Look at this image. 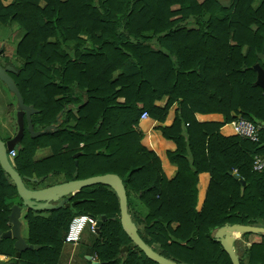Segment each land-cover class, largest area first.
Listing matches in <instances>:
<instances>
[{
  "label": "trees",
  "instance_id": "trees-1",
  "mask_svg": "<svg viewBox=\"0 0 264 264\" xmlns=\"http://www.w3.org/2000/svg\"><path fill=\"white\" fill-rule=\"evenodd\" d=\"M0 26L22 31L15 55L8 61L1 53L0 60L14 68L8 76L36 111L32 130L55 127L31 138L23 122L14 148L18 175L56 183L72 181L75 171L76 180L115 175L148 248L175 264H231L217 229L264 226V171L251 167L254 157H264V93L255 69L264 71V0L227 6L221 0H0ZM163 98L164 107H157ZM173 104L171 126L159 128L175 145L167 159L176 174L167 180L135 127L144 112L162 123ZM195 114H219L224 124L239 114L261 126L259 140L224 137L221 124L198 123ZM16 130L0 117L3 144ZM39 149L49 155L35 160ZM200 173L209 183L196 211ZM130 197L143 214L130 211ZM13 204L20 201L0 167L2 231ZM43 213L23 215L24 241L39 248L17 252L12 240H0L6 258L0 264H58L78 216L104 218L91 246L98 264H155L123 232L118 199L106 186L83 188L62 208ZM258 236L240 252L234 244L240 264H264V235Z\"/></svg>",
  "mask_w": 264,
  "mask_h": 264
},
{
  "label": "water",
  "instance_id": "water-1",
  "mask_svg": "<svg viewBox=\"0 0 264 264\" xmlns=\"http://www.w3.org/2000/svg\"><path fill=\"white\" fill-rule=\"evenodd\" d=\"M2 50L0 49V55ZM257 71L256 84L261 88L264 93V71L260 68H255ZM9 73H15V70L10 65H0V81L6 86L7 90L12 93L15 97L16 108H15V122H16V133L15 135L3 144L0 140V167L4 174L11 181L15 187L17 198L20 201L19 204H13L10 207L9 214L7 216V226L8 230H0V240H12L13 248L17 252H23L25 250H37L38 246L27 245L24 239L20 235L21 228V216L22 211L25 210L31 212H48L53 210H58L62 208L68 200L73 197L77 192L83 188H87L93 185H103L108 187L116 195L118 199L119 207V221L121 228L125 235L128 237L130 242L137 247L144 256L155 264H175L165 258L159 256L150 248H148L142 240L137 235L136 227L131 220L130 216L127 213V201L124 191V187L119 180V178L112 174H106L101 176H95L83 180H76L77 172H74L73 180L64 182L61 184L52 185L42 189L30 190L25 187L23 180H28L26 178L21 179L17 172L13 169L11 164L7 159V153L14 150L15 146L19 143L22 138L24 125L23 122H26V131L31 138H35L42 134L47 133L55 129L54 126H49L43 129L42 131H33L30 123V117L36 113V111L30 107L23 104L22 98L11 80L8 76ZM264 127V123L262 124ZM78 154L74 155L73 158L74 166L76 167L77 162L76 158ZM44 178L32 179V183H40ZM238 183L241 186H244V182L239 180ZM104 218L95 222V233L100 227V224ZM236 234H263L264 228L262 227H249L241 225H232V226H223L217 229L215 237L219 240L222 249L227 254L231 264H240L236 251L234 249V243L236 241ZM88 261L91 264H98L97 261H91V258L88 257ZM10 264V263H7Z\"/></svg>",
  "mask_w": 264,
  "mask_h": 264
},
{
  "label": "crops",
  "instance_id": "crops-1",
  "mask_svg": "<svg viewBox=\"0 0 264 264\" xmlns=\"http://www.w3.org/2000/svg\"><path fill=\"white\" fill-rule=\"evenodd\" d=\"M4 42H0V44H3ZM2 50V56L3 58L8 57V51L7 49ZM15 53V51H14ZM12 58V57H10ZM3 83L0 81V94L2 92ZM4 94V93H3ZM6 97L8 95H5ZM4 97L0 95V117H6L9 123H11L10 118L13 116L15 119V109L12 102H4ZM166 103V98H163L159 102L156 103V106L159 108H163ZM176 105L173 104L171 108L168 110L167 115L162 123H159L153 119H151L148 115V117L144 120H139L137 126L135 127V130L140 133L141 135V145L148 151L153 152L157 158L159 159V162L161 164L162 172L167 180H171L174 178L176 174V167L169 163L167 159V154L174 152L175 145L172 141L166 140L162 137L161 132L159 131L160 127H169L171 126L176 113ZM12 111L10 112V110ZM234 117V115H232ZM195 120L198 123H218L221 124V128L219 129V133L224 137H230L233 136L232 126L231 123L224 124L223 117L219 114H195ZM12 124V123H11ZM16 126L15 124H13ZM39 150H47L48 154L43 156L46 157L49 155L48 149H39ZM37 150V151H39ZM36 151V152H37ZM40 159V158H38ZM47 180H49L51 183L48 185H44L45 188L56 184L64 183L61 181L60 183H56V181L53 178H46L43 180V183H45ZM42 183V184H43ZM209 183V175L207 173H200L197 176V184H196V207L195 210L199 211L202 203L205 198L206 189ZM37 188V187H36ZM128 206L130 208L131 212H140L143 214L145 210L141 207L139 202L136 198L130 197L128 200ZM25 213V210L22 211V215ZM21 220V219H20ZM22 224V223H21ZM88 228L90 234H92V237L86 238L88 235H84L85 228ZM173 228L176 227L175 224L172 225ZM256 227H262L260 225H256ZM236 241L234 244L238 245V251H242L244 247H249L252 243H258L260 238L258 235H250L247 239L241 237L242 235L236 234ZM95 240V232H92L90 227L85 226L80 234L79 241L74 245H68L64 244L61 250V254L65 258V264H86L84 261H88V257L91 258V261H95V256L91 252V246ZM235 249V248H234ZM67 257V260H66ZM77 258V259H76ZM83 258L84 261L81 259ZM6 262V258L0 256V263ZM89 262V261H88ZM243 262L245 263L246 260L243 258Z\"/></svg>",
  "mask_w": 264,
  "mask_h": 264
},
{
  "label": "built area",
  "instance_id": "built-area-1",
  "mask_svg": "<svg viewBox=\"0 0 264 264\" xmlns=\"http://www.w3.org/2000/svg\"><path fill=\"white\" fill-rule=\"evenodd\" d=\"M148 116L144 112L141 114L139 120H144ZM233 136H237L241 139L247 140L252 143H257L259 140V133L261 130L260 125L251 124L250 122L243 119L239 114L234 115V119L231 122ZM16 155L14 150L7 153V159L13 167V159ZM252 171L260 172L264 171V157H254L252 161ZM95 222L88 216H78L71 220L68 230L64 235V244L74 245L79 241V237L82 229L85 226H89L91 231H95Z\"/></svg>",
  "mask_w": 264,
  "mask_h": 264
},
{
  "label": "rangeland",
  "instance_id": "rangeland-1",
  "mask_svg": "<svg viewBox=\"0 0 264 264\" xmlns=\"http://www.w3.org/2000/svg\"><path fill=\"white\" fill-rule=\"evenodd\" d=\"M198 1H201V0H198ZM222 1V4L227 6L229 5L230 1L231 0H221ZM22 35V31L19 30L18 28H16V26H12V27H3V26H0V42H4L3 44H0V47H2L3 49H7L8 51V54L6 57V59L9 61L11 60L10 57H13L15 55L14 51H15V46H16V43L18 42V40L20 39ZM2 87V92L4 93H1L0 95L3 96L5 99H4V102L7 100L9 102H12V104L14 105V109L16 108V101H15V97L12 93H10L6 86L3 84ZM5 95H8L7 97ZM12 111V109L10 110V112ZM10 121L13 124H15V119L14 117L12 116L10 118ZM15 126V125H14ZM48 154V151L47 150H39L35 153V157L34 159H38V158H43V156L47 155ZM51 182L49 180H47L45 183L43 184H39L37 185L36 187L37 188H40V187H44V185H48L50 184ZM24 215V214H23ZM23 215L21 216V228H20V235L21 237L24 239L26 237V224L23 220ZM41 216H46L45 215V212L43 214H41ZM89 227V226H88ZM84 235H88L86 238H91L92 237V234H90L88 228L86 227L85 230H84ZM77 259V258H76ZM66 260H67V257H66ZM82 261L83 258L81 259ZM85 263H87L88 261H84ZM65 258L63 255H60V258H59V262L58 264H65Z\"/></svg>",
  "mask_w": 264,
  "mask_h": 264
},
{
  "label": "flooded vegetation",
  "instance_id": "flooded-vegetation-1",
  "mask_svg": "<svg viewBox=\"0 0 264 264\" xmlns=\"http://www.w3.org/2000/svg\"><path fill=\"white\" fill-rule=\"evenodd\" d=\"M0 59H1V58H0ZM0 65H1V66H4V65H7V64L5 63V61L0 60ZM17 174H18V173H17ZM20 178H21V179H24L23 177H20ZM26 179H28V180H23V183H24V185H25L26 188H28V189H30V190L42 189V188H36V186L39 185V184H42L43 181L40 182V183H32L30 180H32V179H34V178H26ZM25 213H26V211H25ZM25 213H24V214H25Z\"/></svg>",
  "mask_w": 264,
  "mask_h": 264
}]
</instances>
